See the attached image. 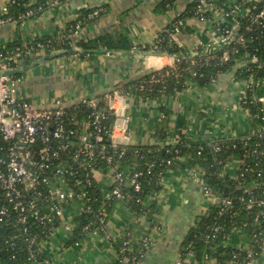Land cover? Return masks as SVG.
Returning a JSON list of instances; mask_svg holds the SVG:
<instances>
[{"label": "crops", "instance_id": "1", "mask_svg": "<svg viewBox=\"0 0 264 264\" xmlns=\"http://www.w3.org/2000/svg\"><path fill=\"white\" fill-rule=\"evenodd\" d=\"M164 1H52L25 22H8L4 21L3 7L10 0H0V49L9 44L29 43L42 36L59 38L75 21L89 11L91 14L98 10L99 14L93 20L82 24L74 33V41L87 42L118 33L129 39L131 50L117 53L97 47L80 54L57 44L49 53L40 52L30 57L29 63L22 60L27 66L21 62L18 69L23 68L19 73L22 74L19 77L22 79L21 92L40 107L54 106L58 97L77 101L80 97L103 94L118 84L127 85L150 70L172 66L176 62L175 54L156 51L154 40L194 0H173L165 8ZM238 1L210 0L208 10L212 18L201 20L192 16L181 19L173 39L190 56L226 49L231 39L217 31L215 22L236 26L238 15L249 12L244 6L236 9ZM252 83L253 78L236 76L208 87L190 82L183 91L174 96H162L160 101L142 102L130 94L126 111L130 116L128 130L118 131L117 135H127L125 143L128 146L158 144L155 132L163 116L161 106L171 111L167 128L175 139L188 137L207 141L215 136L248 134L255 129V122L241 101ZM258 96L259 100L262 98L264 116V79L259 82ZM184 162L183 159L179 168L167 175L165 190L147 199L148 204L155 201L158 209L154 223L145 214L133 212L125 201L116 200L103 229L100 225L98 228L92 226L78 243L68 244L71 231L59 223L40 244V260L33 264H120L117 244L128 235L140 251L144 248L142 241L147 238L142 264H177L185 234L195 225L196 218L199 221L206 216L218 200L215 195L202 193L200 185L191 180ZM125 170L129 172L128 167ZM110 172L111 169L101 166L95 173V183L102 193L111 189ZM223 245L247 251V248H253L254 238L244 229H235ZM181 261V264H198L192 254ZM259 264H264V253Z\"/></svg>", "mask_w": 264, "mask_h": 264}, {"label": "trees", "instance_id": "2", "mask_svg": "<svg viewBox=\"0 0 264 264\" xmlns=\"http://www.w3.org/2000/svg\"><path fill=\"white\" fill-rule=\"evenodd\" d=\"M28 1L10 0L9 12L4 18L12 16L18 20L19 16L28 8L38 11L42 6L51 4L53 0H38L30 7L27 6ZM172 1L165 0L163 7L170 6ZM198 4L199 0H194L189 4V8L165 30L161 31L154 40L153 46H157L156 51L175 54L174 65L150 70L131 83L118 84L116 87H122L125 92L133 94L142 102L160 101L162 96H174L183 91L190 82L208 87L214 83H221L230 76L253 78V83L247 89L241 102L255 122V129L248 134H239L236 137L215 136L207 141L188 137L175 139L167 128L171 111L165 106H161L163 116L159 119L155 132V140L159 141L158 144L130 145L123 152L122 147L115 151L106 138L107 154H111L115 161L121 163L122 170L127 174V176L125 174L126 178L132 177L134 173H139L136 180L140 183V188L136 190L134 186H123L122 193L127 197L126 203L133 212L145 214L153 223L158 209L155 201L147 203L148 197H153L157 192L164 191L162 180L171 171H176L183 159L186 160L184 163L188 171H199L213 195L218 200L229 199L231 204L224 211H221L219 203L215 204L209 209L206 216H203L199 221L196 218L195 225L187 231L182 240L180 258L183 259L190 253L198 264H208L209 261L212 262L211 264H246L250 258L245 251L233 246H225L223 242L233 230L244 229L254 238L253 258L260 259L263 254L261 237L264 235V216L261 212L264 211V203L261 202L264 201V133L261 131L264 128V116L262 102L258 99V85L264 79V20L262 23L254 21L262 3H259L254 9V4L248 3L246 0H239L238 5L247 7L250 11L247 15H238V33L230 45L226 49L214 53L202 52L199 55L190 56L178 45L172 35L181 19L200 16L197 12ZM89 15L90 11L71 24L67 32L62 35L66 37L75 31L77 24L82 25L88 20H93L94 17L90 18ZM203 15L206 19L212 18L209 10ZM215 26L220 29L232 28L228 23L215 22ZM239 37H242V40ZM48 40L51 41L49 47H37L38 42L47 44ZM25 44L44 53L53 51L57 44L62 45L63 49L70 52L78 51L80 54L97 47L117 53L118 51H129L132 48L129 39L117 33L103 35L87 42L74 41L76 47H79L77 50L70 46L69 41L52 36L37 37L29 43L9 44L1 49L5 51L23 47ZM225 53L228 54L227 59L224 58ZM253 57L256 62H249L248 59ZM29 58L26 56L23 59L29 63L31 61ZM13 76L21 77L22 74ZM83 111L79 115L80 120H85L86 108H83ZM113 121L114 117L111 115L105 124L110 126ZM121 151L123 153H120ZM238 160L239 163H237ZM99 165L108 166L106 161H101ZM125 167H128V173ZM259 173H262L261 177L258 175ZM89 192L92 200L88 202V205L92 207V210L74 217L76 226L71 231L68 244L80 242L87 231L85 227L88 224H92L90 228L92 226L99 227L97 211L103 203V193L96 185L91 187ZM55 203L57 202L46 203L49 206L43 209V212L46 214ZM111 208L112 205H105L107 214L110 213ZM17 221L18 216H14L8 222L0 224V264H33L39 261L40 244L52 234L51 224H44L30 217L26 226ZM55 221V226L59 225L60 218L55 217ZM32 238L35 239L32 247L35 250L34 257H31L27 240ZM117 247L119 248L120 264H139L138 261L140 262L142 259L141 255H145L146 252V247L141 251L138 250L129 235L124 241L117 244ZM143 260L144 258L142 263Z\"/></svg>", "mask_w": 264, "mask_h": 264}, {"label": "built area", "instance_id": "3", "mask_svg": "<svg viewBox=\"0 0 264 264\" xmlns=\"http://www.w3.org/2000/svg\"><path fill=\"white\" fill-rule=\"evenodd\" d=\"M33 1L35 0H29L27 6L30 7ZM60 1L62 0H53ZM209 2L210 0H199V19H206L203 14L208 11ZM246 2L254 4V9L262 3L261 9L254 17V21L262 23L264 0ZM239 6L242 5H238L236 9ZM3 11L5 14L9 12V3L3 7ZM34 14V9L28 8L18 20L25 22ZM98 14L99 11L96 10L89 17H96ZM18 20L12 16L4 19L8 22ZM179 25L173 35L179 30ZM80 27L81 24H77L73 33L66 37L60 35L59 39L69 41L70 46L77 50L73 39L74 33ZM237 30V23L232 28H217L219 33L231 41L236 37ZM239 39L242 40V37ZM50 42H38L37 47H49ZM156 48L157 46H154L155 50ZM40 52L39 49L26 44L5 51L0 49V224L18 216L17 222L26 226L30 217L41 223L51 224L53 233L57 228L55 217H58L60 223L72 231L73 226L75 227L74 217L92 210L88 205L92 200L89 189L97 186L95 173L101 167L99 163L106 161L107 168L111 169V189L102 194L104 200L97 211L99 225H102L99 228L103 229L108 218L105 205H113L116 200L127 202V197L122 193L123 186H134L136 190L140 188V183L136 180L139 173L126 178L121 163L115 161L111 154H107L108 146L105 143L107 138L115 151L122 147L124 152L128 147L125 143L127 135L120 136L117 132L128 130L130 116L126 111L130 94L122 87H114L103 94L80 97L77 101L58 97L54 106L40 107L21 92V78L5 74L8 70L18 69L26 56L34 57ZM224 58L227 59L228 54L225 53ZM248 61L256 62V59L253 57ZM103 103L106 105L103 106ZM83 108L87 110L86 117L85 120H80L79 115L84 112ZM111 115L114 121L107 126L105 122ZM261 132L264 133V128ZM239 162L238 160L237 163ZM188 172L191 180L200 185L203 194L213 195L199 171ZM261 174L258 175L261 177ZM162 183L165 184V179ZM49 201L57 203L45 214L43 209L49 206L46 204ZM218 203L221 211H224L230 206L231 200H217L213 205ZM261 214L264 216V211ZM91 225L88 224L85 229H89ZM27 240L31 257H34L35 250L32 247L35 239ZM142 242L143 246L147 247V238ZM261 244L264 253V235L261 237ZM245 252L250 258L246 264H259V259L253 258L251 248H247ZM141 258H144V254ZM142 259L138 261L139 264H142ZM179 259L177 264H181L183 260Z\"/></svg>", "mask_w": 264, "mask_h": 264}, {"label": "water", "instance_id": "4", "mask_svg": "<svg viewBox=\"0 0 264 264\" xmlns=\"http://www.w3.org/2000/svg\"><path fill=\"white\" fill-rule=\"evenodd\" d=\"M22 64H24V62H22ZM24 67H26L27 65H23ZM23 71V68L21 69H12V70H8L5 72L6 75H14V74H19L20 72Z\"/></svg>", "mask_w": 264, "mask_h": 264}]
</instances>
